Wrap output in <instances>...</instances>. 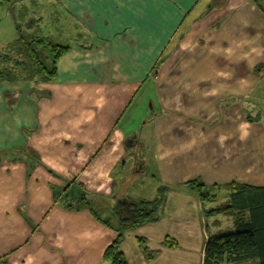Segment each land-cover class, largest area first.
<instances>
[{
  "label": "crops",
  "instance_id": "crops-1",
  "mask_svg": "<svg viewBox=\"0 0 264 264\" xmlns=\"http://www.w3.org/2000/svg\"><path fill=\"white\" fill-rule=\"evenodd\" d=\"M216 2L58 0L54 21L64 27L48 32L56 41L65 34L69 51L55 79L0 82V264H108L103 255L117 232L88 208H74L73 197L69 207L60 201L67 192L84 194L101 218L115 221L109 200L125 185L121 178L119 189L116 176L135 168L127 151L132 136L135 157L143 156L139 170H147L148 145L168 191L160 220L126 234L128 264H203L207 232L228 231L232 222L206 220L197 193L183 184L199 178L264 186V134L249 136L241 104L250 83L264 78V13L253 0ZM178 32V68L169 72L182 86L167 85L158 73L164 64L153 69ZM153 73L161 81L158 104L162 94L169 105L136 124L129 112L136 102L140 114L147 109ZM138 236L160 251L153 261ZM168 236L178 247L163 245Z\"/></svg>",
  "mask_w": 264,
  "mask_h": 264
},
{
  "label": "trees",
  "instance_id": "trees-1",
  "mask_svg": "<svg viewBox=\"0 0 264 264\" xmlns=\"http://www.w3.org/2000/svg\"><path fill=\"white\" fill-rule=\"evenodd\" d=\"M33 2H35L33 0ZM264 13V0H255ZM16 37L0 48V82H25L33 85L52 82L58 69L59 60L69 51L67 44L57 42L53 37L44 35L41 28L35 29L37 21H26L28 8L26 5L12 8ZM16 11V12H15ZM39 27L38 25H36ZM50 63L47 64L46 60ZM249 121L251 117L247 115ZM132 136L129 138L127 151L139 148ZM136 146V147H133ZM132 147V148H131ZM183 186L197 193L205 219L213 216L228 217L232 220V228L228 231L208 235L203 256V264H264V186H255L231 181L227 184L205 185L199 178L186 181ZM222 186L229 189L221 200L213 193V189ZM67 191V189H66ZM168 188L160 184L154 199H145L125 195L114 207L112 217L101 218L91 205L89 197L78 192L65 193L61 203L67 204L68 197H73L74 208L86 207L107 227L117 232V236L106 249L103 260L108 264H128L121 251V244L128 232L139 227L156 223L160 220L161 209L165 202ZM222 201V202H221ZM137 242L145 257L153 261L159 250H152L147 238L138 236ZM163 245L169 248L178 247L175 239L166 237Z\"/></svg>",
  "mask_w": 264,
  "mask_h": 264
},
{
  "label": "rangeland",
  "instance_id": "rangeland-1",
  "mask_svg": "<svg viewBox=\"0 0 264 264\" xmlns=\"http://www.w3.org/2000/svg\"><path fill=\"white\" fill-rule=\"evenodd\" d=\"M34 1L35 2H33V0H0V45L1 44L4 45V42H7L8 39H10L9 40V42H10L12 39H14L16 37L17 33L15 32L14 23L11 19L14 11H12L11 9L14 8L16 10V7L17 8L19 6L21 7L23 4L26 5L28 8V15L26 17V21H29L30 19H37L38 17H42V20L37 22L34 26H35V29L41 28L43 33H47L44 35L49 34V32H48L49 27L48 26H50V25H56L57 24L61 28L64 27V24H62V22H55L54 21V19L57 16H59V14L57 12L54 13L55 8L59 7L58 0H34ZM253 1L255 2V0H253ZM224 2H225V0H217L216 4H219V6L220 5L223 6L222 4ZM36 25H38L39 27H37ZM180 30H182V29H180ZM67 31L68 30H65L64 32L67 34ZM183 32L184 31H181V33H183ZM179 35H180V32H178L177 34H175L173 36V38L169 42V45L166 49V53L163 56L162 60H158V63L153 68L154 70H159L160 66L162 64H164L161 67L162 69H160L158 71V73L161 75H163V73H164V78L166 80L167 85H181L182 86V84L178 82V79L170 77L171 74L169 72V71L174 69L175 64H176V59L172 60V57L174 58V56L177 52V43H179V42H177L178 41L177 38L179 37ZM58 37H59V39H62V40H57V42H60L62 44L68 43V40L67 41L65 40V34H63L62 32L58 33ZM66 37L69 39V34L66 35ZM167 59L169 60L168 64H165ZM46 62H47V64H49L50 60L47 59ZM176 68H178V67H176ZM211 68H213V66H211ZM255 68H256V72H258V73H259V70L260 71L262 70L261 65H258ZM150 80L151 81L147 84L149 86H152V89L148 88V91H147V109L144 111H141V114H140V111L135 110V107L137 105V102H136L133 105L132 110L129 112L128 120L130 121L131 117L135 116V117H137V118L134 117L136 119V124H141V122H142L141 119H139L140 115L143 116L142 114L147 113V119L152 120V118L154 116H156L157 112L160 110V107L158 109V105L161 106V108L163 107V105H167V106L169 105L170 95H167V98L165 100V98L163 97L162 94L161 95L159 94V99L161 102L164 101V104L163 105L158 104V94L156 92L160 91L159 85H160L161 81H160L159 75L157 74V76H156L153 73ZM202 83L208 84L207 80H205V79H204V81H202ZM250 84L252 86L249 89L248 93L246 94V97H245L246 100L245 99L241 100L242 107H244V105L246 107L245 113H247V115L251 117V121H249L247 118V123L249 126V127H247V132H248L249 136H250V133L257 134L259 132V134L260 133L264 134V131H263L264 130V78L255 80L253 83L251 82ZM187 86L188 85H186V86L183 85V87H187ZM258 87H261V89H258ZM187 94H188V98H190V100H191L192 94L191 93H187ZM227 96H230V95H226L225 97H227ZM184 108L187 112L191 111V107H187V108L184 107ZM221 118H222V116L218 115V119H221ZM135 126L137 128V125H135ZM150 127L151 126H147V129ZM140 128H143V127H140ZM139 132H142V131H140V129H139ZM136 144H139V143L136 142L133 145H136ZM133 147H136V146H133ZM149 149H150V147L147 145V163H148L147 164V170H145V168H146L145 167V168H143L142 171L139 170V165H140V160H142L143 156L140 154V155L135 157L134 153L138 149L137 150L135 148L130 149V153H132L133 159L135 160V162L136 161L137 162H136V164H134L135 168H132V167L130 168V167H128V165H126L125 168H123L121 170L120 175L116 176L117 177L116 178L117 179V185L118 184L120 185V179L121 178L123 179V182H125L124 183L125 185L122 184L123 185L122 188H121V185L119 186V189L121 188L120 189V195L118 194L119 199H122L125 196V194H127V196H132L134 194H138V196H145L148 193L157 192L156 188H158V186L161 184V182H160L159 176L156 173L155 166H154L153 161L151 159V153H150ZM138 154H139V152H138ZM129 161H130V159H129ZM129 161H127V163ZM263 175H264V171H263ZM263 179H264V176H263ZM227 183H230V182H227ZM227 183H224V184H227ZM213 193L216 196H218L221 200H223L224 199L223 194L224 193L228 194L229 189L222 186L219 189H213ZM132 197H134V196H132ZM118 198L117 199L114 198L112 200H109L110 212L116 211V208H114V207L117 205V202L119 200ZM94 205H95V203H94ZM94 207H96V206H94ZM217 218L218 219L226 218L227 220L232 222V220L228 217L216 216V215L211 217L210 219L211 220H214V219L217 220ZM221 222H223V221H221ZM226 230H227V228H226V226H224L220 231L222 232V231H226ZM207 231H208V228H207ZM207 233H208V235L210 234V232H207ZM215 233H217V232H215Z\"/></svg>",
  "mask_w": 264,
  "mask_h": 264
}]
</instances>
